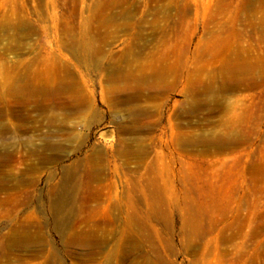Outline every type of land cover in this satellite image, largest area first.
<instances>
[{"label": "rangeland", "instance_id": "1", "mask_svg": "<svg viewBox=\"0 0 264 264\" xmlns=\"http://www.w3.org/2000/svg\"><path fill=\"white\" fill-rule=\"evenodd\" d=\"M20 62L53 117L0 119V264H113L115 237L84 242L120 233L128 198L136 261L264 264V0H0V86Z\"/></svg>", "mask_w": 264, "mask_h": 264}, {"label": "bare ground", "instance_id": "2", "mask_svg": "<svg viewBox=\"0 0 264 264\" xmlns=\"http://www.w3.org/2000/svg\"><path fill=\"white\" fill-rule=\"evenodd\" d=\"M36 63L37 62H29L24 65L22 62H20V63H14L11 66L17 72L15 73L14 76H10L8 72L7 76L10 79L8 80V84L0 86V102L1 103L3 102L4 100L3 96L4 97L7 96L6 98L10 100V106L6 107L5 113H3V111L0 109V119L3 118L4 115H12L14 117H17L21 123H23L24 121L33 122L34 124H36L35 126L36 131H39L43 125H45L47 129L51 128V121L53 116L50 114L52 110V103H51V99L48 96L51 92L49 88L50 87L49 79L44 82L34 81V77L37 76L39 73L37 69H34V65ZM44 64H46V62ZM162 65L163 63H159L158 67L160 69L155 74V77H157L160 80H164V77L166 75L165 67H163ZM62 71L63 72L59 74V78L55 80V86H57L58 88L53 90V91H57L58 93H64V91L73 89L71 87L72 86L71 80L67 78L69 71L67 72L66 68L63 66H62ZM114 71L118 72V69H115ZM129 74H131V72H129ZM146 77L147 75L142 73L141 77L138 80L141 79L140 81H142L144 78L146 79ZM42 93L47 95V97L40 98V95ZM16 102L20 103V107H17ZM58 108L64 110L65 112L68 111L77 112V110L79 111L81 110L80 109L81 106L75 105L73 101H71V103L69 104L65 103V99L59 102ZM30 111L36 112L39 116V120L36 117H32L29 114ZM21 128L22 125L17 128H12V130L17 131L18 129ZM57 130H63V127L58 126ZM9 131L10 128L7 125L0 126V136H2L4 133H7ZM51 132L52 131H46L44 133L42 139L43 141L42 148H50V143L48 139L51 136ZM2 144L4 145V143ZM28 144L32 145L31 141H29ZM32 154L37 156L38 160L40 161H45V162L47 161V157L42 155L41 153L39 154L36 148L33 149ZM7 162L8 159L6 157L0 156V189L8 188L7 182L12 180L6 174V171L4 169L5 167L4 164H6ZM91 168L94 170L96 169V166L93 164ZM131 203H132L131 199L128 198L127 202L125 203V207H127L128 210L126 209L127 213L123 217V223H122L124 229L121 230L120 233L116 232L115 234H111V235L110 234L98 235L96 234L97 233L96 232L86 236L87 240L84 242V245L89 246L91 249L95 250L97 248H100L101 246L106 245L108 241V237L112 236L115 237V245L111 249V253H110L111 257L109 259L113 264H166L163 258L148 259L145 256L144 257L140 256L139 258L141 261H136L137 259L134 256L136 254H134L133 251L134 250L136 251L137 248L132 244L138 242L137 240L141 238L140 235L142 234L137 235V239L135 240V237L129 235L128 231L132 227L133 228L137 227L141 231L146 230L147 220L145 222V220H143L141 217L138 220H133L135 215L129 211L132 208ZM58 210L59 209L57 208L56 211ZM54 221H56L55 229L61 231L63 224L65 222H61L62 220L59 218H56ZM17 232L18 230L14 229L13 235L9 236V243L11 244V246H15L19 242L17 238L18 237ZM27 240H28L27 242H30L31 238L28 237Z\"/></svg>", "mask_w": 264, "mask_h": 264}]
</instances>
